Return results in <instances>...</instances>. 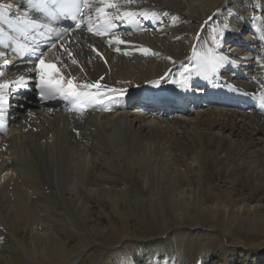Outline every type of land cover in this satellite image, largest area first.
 <instances>
[{
	"label": "bare ground",
	"instance_id": "obj_1",
	"mask_svg": "<svg viewBox=\"0 0 264 264\" xmlns=\"http://www.w3.org/2000/svg\"><path fill=\"white\" fill-rule=\"evenodd\" d=\"M85 17L105 19L112 34L74 33L75 58L83 64L75 71L78 81L128 88L139 99L78 114L41 109L0 89L6 101L0 109V264H264V116L249 105L245 111L227 105L234 95L238 105L252 104L264 91V0H87ZM49 25L35 38L47 46L64 40L67 33ZM90 46L104 53L106 64ZM4 53L0 83L24 76L30 87L35 65L10 59V49ZM209 55L230 59L205 73L199 65ZM185 66L191 70L180 86L163 82L176 89L172 106H165L167 99L159 103L156 80L169 67L181 73ZM94 198L108 207L112 202L109 212L118 219L133 214L127 204L142 207V218L165 232L160 244L147 241L156 251L144 253L132 225L128 231L138 211L124 217L107 258L87 262V248L68 235L78 233ZM7 216L15 228L6 226ZM48 225L53 232L42 229ZM96 231L92 239L78 235L82 243L106 235Z\"/></svg>",
	"mask_w": 264,
	"mask_h": 264
},
{
	"label": "rangeland",
	"instance_id": "obj_2",
	"mask_svg": "<svg viewBox=\"0 0 264 264\" xmlns=\"http://www.w3.org/2000/svg\"><path fill=\"white\" fill-rule=\"evenodd\" d=\"M90 201H92V203H90ZM90 201L86 203V205H89V207L86 208V221H84V215L80 217V223H78V233H80V231H84V233H88V235H90V233L94 235V233H98L96 229H102V233H104V229H106V235H102L100 239L96 237L94 241H86V243H82V239H80V235H78L76 231H73L74 233L68 235V239L71 242L79 241L81 247L87 248V262L89 263L97 260H99L100 262L103 261V258H107L110 249L109 244L114 238H116V231H120V227H122V223H124V217H128V219H130V217H132V215H136L138 211H140V213H142L143 211L142 207H130V205L127 204L126 206L130 208V211L133 214L124 215L119 213L120 217L118 219L116 216L109 212L110 207L113 205L112 202H110V207H108V205H106V203H104L102 199L94 198ZM132 205L135 204L132 203ZM140 213H138V215H136V217L132 219V221H136V223L128 221L126 225H128V231H130V225H132V238L136 239L139 244L143 245L144 253H147V251H149L153 254L156 250L151 249V243H147V241L150 239H154L160 244L162 241H160V238L164 237L165 232L161 230L158 223L154 221V225H152V223L147 222L144 218H142L144 214L142 213V215H140ZM2 219L4 220L7 227H16V225H14V221L10 219V216L2 217ZM88 225H90V229H92V231H88ZM112 225H114V227H112ZM82 227H84V229H82ZM42 229H45L48 232H53L54 226L48 225L47 227H44ZM42 229L37 230L38 232H36L40 233ZM110 229H114V235H108V231H110ZM33 233L35 232L25 234L27 236ZM110 233H112V231H110ZM25 234H23L24 237ZM88 235H86V237H88ZM92 235H90V239H92ZM2 245L3 238L0 237V247ZM5 246L7 247V245H4V247ZM174 249L175 246H170L168 252H172ZM75 263L80 264L79 261Z\"/></svg>",
	"mask_w": 264,
	"mask_h": 264
},
{
	"label": "snow or ice",
	"instance_id": "obj_3",
	"mask_svg": "<svg viewBox=\"0 0 264 264\" xmlns=\"http://www.w3.org/2000/svg\"><path fill=\"white\" fill-rule=\"evenodd\" d=\"M47 0H29V3L35 7L37 4H44L46 3ZM87 5H85L86 7ZM13 4L12 3H0V21H9V16L5 15V14H9L12 13L13 11ZM75 7L77 9H79V5H75ZM108 7H114L113 4H108ZM98 11L103 12L104 9H98ZM125 16L128 17H134L135 14L132 12H127L124 13ZM145 17H147V13H144ZM23 16L24 17H28L29 16V12L27 10H25L23 12ZM71 19L73 21V26L75 25V21L77 19V15H72L71 17L69 16H64V17H58L56 19V21L53 22V27H55L58 24V21L60 19ZM120 17H117V19H119ZM10 22V21H9ZM27 24L33 28H39L42 25H40L39 21L35 18L32 19H28L27 20ZM225 28L228 27L227 24L224 25ZM71 30V29H69ZM215 31V30H214ZM213 39H216V36H213ZM260 40L264 41V34L260 35L259 37ZM115 42L117 44H121L124 43V41L120 40L118 37L115 39ZM54 46V45H53ZM141 51L147 55L149 54V49L147 48H143L141 49ZM5 56V53L3 51H0V58H3ZM230 58L222 56V55H218V56H211L209 55L208 57L204 58L200 65L199 68L201 71L203 72H212V73H216L218 71V69L226 62L228 61ZM9 61L7 59H4V67H6L8 65ZM73 63H75V61H73ZM38 71H39V83L37 85V87H39L41 89V99L45 98V89H51L53 87V85L58 87V90L60 92H62L64 94L65 97L67 96H76V97H81V96H86L88 95V93L81 91H77L78 88H99V84H86V85H78V84H74L72 80H67L66 82L62 83V78H59V74L55 73L53 74V72L51 70H53L55 68L54 65H50V64H46L43 58H39L38 59ZM189 72V67L185 66L183 69V72L180 73V76L183 77L184 73ZM5 75L4 71H0V77H3ZM27 79L24 76H20L14 83L17 86H21V87H26L27 86ZM173 83H176L177 81L175 79L172 80ZM10 85L8 83H0V89H4L9 87ZM158 86V85H157ZM183 87H187V84L184 83L182 84ZM51 94V93H49ZM6 103V101L4 100V97L2 95V93H0V109H2L3 104Z\"/></svg>",
	"mask_w": 264,
	"mask_h": 264
}]
</instances>
